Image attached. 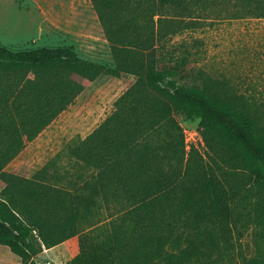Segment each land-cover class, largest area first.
<instances>
[{
    "label": "trees",
    "instance_id": "obj_1",
    "mask_svg": "<svg viewBox=\"0 0 264 264\" xmlns=\"http://www.w3.org/2000/svg\"><path fill=\"white\" fill-rule=\"evenodd\" d=\"M245 2L247 16L264 18V0ZM114 67L78 56L73 46L11 51L0 46V245L22 264L38 248L79 236L66 264H236L234 234L249 216L247 199L264 216V124L241 97L223 96L208 81L179 85L161 68L165 14H183L208 0H91ZM100 74L135 78L112 112L68 148L90 177L73 192L7 172L23 139L33 141L80 94L81 79ZM29 75H33L29 78ZM197 122L205 156H185L184 132L173 117ZM254 167L241 194L240 167ZM244 190V189H243ZM113 209L105 221L103 210ZM241 264H264V256Z\"/></svg>",
    "mask_w": 264,
    "mask_h": 264
},
{
    "label": "rangeland",
    "instance_id": "obj_2",
    "mask_svg": "<svg viewBox=\"0 0 264 264\" xmlns=\"http://www.w3.org/2000/svg\"><path fill=\"white\" fill-rule=\"evenodd\" d=\"M245 2L240 0H208L201 6L191 3L183 14H165V38L160 45L175 57H185V65H176L168 56L161 68H169L178 75L171 77L179 85L202 86L203 81L216 85L226 97L239 96L246 105L262 118L264 124V18L247 16ZM99 40L77 37L52 27L28 0H0V46L11 51L39 47L73 46L79 57L90 62L114 67L110 44L103 28L96 19L92 22ZM32 78L33 75H29ZM135 81L129 75L113 77L100 74L90 81L79 80L82 86L74 103L61 112L31 142L24 138L19 155L6 167V171L44 185L73 192L90 175L82 170L68 155V148L90 134L112 112L114 102ZM184 130H197V122L183 113L173 114ZM201 136V134H200ZM205 156L201 142L191 149ZM254 167H240L236 183L241 194L252 187ZM0 179V197L5 189ZM244 189V190H243ZM257 197L247 199L249 216L241 220L238 228L241 236L234 234L233 255L235 263L243 258L264 256V216L255 209ZM102 216L109 221L116 216L113 209L103 210ZM35 253L31 259L36 264H66L79 253V236H72L50 248H38L33 232Z\"/></svg>",
    "mask_w": 264,
    "mask_h": 264
},
{
    "label": "crops",
    "instance_id": "obj_3",
    "mask_svg": "<svg viewBox=\"0 0 264 264\" xmlns=\"http://www.w3.org/2000/svg\"><path fill=\"white\" fill-rule=\"evenodd\" d=\"M52 27L65 33L99 40L93 27L97 17L91 0H28ZM0 264H22L7 246L0 245Z\"/></svg>",
    "mask_w": 264,
    "mask_h": 264
},
{
    "label": "built area",
    "instance_id": "obj_4",
    "mask_svg": "<svg viewBox=\"0 0 264 264\" xmlns=\"http://www.w3.org/2000/svg\"><path fill=\"white\" fill-rule=\"evenodd\" d=\"M184 141L187 149H190L192 146L196 145L197 141L201 142V137L197 130H184Z\"/></svg>",
    "mask_w": 264,
    "mask_h": 264
}]
</instances>
